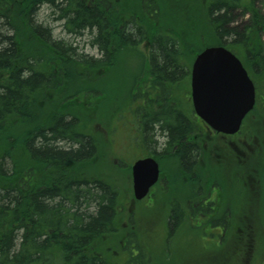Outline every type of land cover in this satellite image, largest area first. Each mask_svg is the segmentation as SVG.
I'll return each mask as SVG.
<instances>
[{"label": "trees", "instance_id": "obj_1", "mask_svg": "<svg viewBox=\"0 0 264 264\" xmlns=\"http://www.w3.org/2000/svg\"><path fill=\"white\" fill-rule=\"evenodd\" d=\"M181 1L190 26L167 24V0H0V264H113L103 244L121 230L122 191L92 176L99 139L88 111L100 110L104 93L83 80L91 76L100 83L126 51L140 56L139 77L157 92L152 102L171 110L155 114L146 135L164 138L193 175L194 147L186 142L192 127L174 110L172 86L184 82L208 46H224L238 56L261 51L254 36L264 22L256 0ZM44 5L53 8L66 35L88 33L100 56L55 38L38 20ZM238 10L252 16L250 25L235 26ZM135 85L131 98L112 112L115 127L124 124L126 113L134 119ZM118 111L125 116L120 119ZM97 115V121L104 119ZM181 218L172 213V229ZM217 224L228 227L224 218ZM134 236L127 240L132 247L125 244V264H144L145 246ZM134 246L137 255L130 251Z\"/></svg>", "mask_w": 264, "mask_h": 264}, {"label": "rangeland", "instance_id": "obj_2", "mask_svg": "<svg viewBox=\"0 0 264 264\" xmlns=\"http://www.w3.org/2000/svg\"><path fill=\"white\" fill-rule=\"evenodd\" d=\"M167 3L169 7V11L166 12L167 24L190 26V20L184 18L189 16V13L183 9L182 1L167 0ZM255 9L261 16V21L264 22V0H256ZM234 15H236L235 26L251 24L252 16L247 12L244 14L243 10H238ZM56 18L57 14L54 13L53 8L47 5L40 8L39 22L51 29L55 38L74 43V46L77 45L85 54L94 57L100 56L98 50L90 45L88 33L77 38L66 35L62 26L63 22ZM0 32L5 33V28L1 25ZM254 40L260 43V50L264 52V25L260 27L259 34L254 36ZM142 49L144 52L147 51L146 44L142 45ZM245 62L247 61L245 60ZM142 72L143 65L140 56L134 52L126 51L119 55L113 68L102 77L100 83L92 79L91 76L83 80L88 86L99 84L104 93L101 108L95 111V116L92 110L88 111L89 117L96 119L92 125L96 124L94 134L99 139L97 164L94 166L92 176L104 178V180L121 188L122 191V205L118 222L121 230L115 237L106 238L103 244L104 253L108 256V260L113 264L128 262L129 252L126 250L125 244L128 245L127 240L133 234L140 244L145 246L144 264H187L195 259L197 263L231 264L227 260H232L230 256L233 249L232 242L239 230L249 229L252 236L249 238L248 246H244V249L246 251L250 249L252 254L248 264H264V204L260 202L262 200L260 196L255 197L249 193L250 186L259 181L256 180L262 174L263 168L260 165L258 168L261 171L257 173L242 163L234 161L233 165H229L228 162H222L220 155L225 150L219 149L216 139H212L214 145L204 148L197 171L200 174L203 197L214 201L218 211L217 215H212L210 219L198 216L187 220L183 225L185 228L181 232L169 234L166 241L165 222L168 221L169 204L174 199L180 203L189 197H192V203L198 202V199L196 196H189L191 189L188 186L185 187L182 181L171 178V171L166 170L165 166L162 171L165 179L157 185L153 200L135 201L132 190L131 167L136 160L142 158L146 146L142 149L136 146L135 121L131 113L129 112L128 115L126 113V117H124L125 113L118 111L115 115L120 119L123 116L125 121L124 124L120 123L115 127L112 112L116 107H120L121 101L123 104L127 97L131 98L130 90L133 83L136 85L138 83L135 87H139L142 79L144 83L148 82L147 87H149V79L139 77ZM185 85L187 86V84H182L174 88L176 97L181 101L178 102V106L185 103L183 98ZM78 87L79 85H77ZM74 90L76 89L69 92ZM130 103L132 102L130 101ZM140 103L143 105L141 99ZM188 103L186 102L184 107H187ZM98 112L104 115V119L100 122L97 121L101 119L99 118L100 115H97ZM206 137L207 135H204L202 141ZM221 218H224L225 224L229 222L228 229L223 230L222 226H218L217 223L211 227L210 224L213 221H219ZM192 224L196 225L192 227ZM130 239L132 240V238ZM210 242L215 244L209 246ZM220 243L223 244L220 245ZM128 246L132 247L133 245ZM204 246H208L212 250V254L215 255L213 257L218 256V258L213 259V261L205 260L209 252L205 250ZM130 251L134 255L132 248ZM218 261L222 262L219 263Z\"/></svg>", "mask_w": 264, "mask_h": 264}, {"label": "flooded vegetation", "instance_id": "obj_3", "mask_svg": "<svg viewBox=\"0 0 264 264\" xmlns=\"http://www.w3.org/2000/svg\"><path fill=\"white\" fill-rule=\"evenodd\" d=\"M243 59L245 58L247 62L244 60V66H246V70L252 82L254 83L256 90V104L254 110L248 113L243 122L241 129L238 133L234 135H225L221 133H217L213 131L195 112L193 107V100L191 94V79L188 76L183 83L173 85V101L172 105L176 108L175 111L181 113L191 125L190 135L186 137V142L191 144L194 147V155L192 158L195 160V164L191 169L193 175H190L188 172H185L181 166L180 158L176 154V150H170L169 146H166V140L164 138L161 140L155 137L154 132L146 135V125L151 122L153 116L155 114L164 115L167 111H171L169 107H166L164 104H154L152 101L156 99L157 92L151 91L153 88L151 85L148 86V82L144 83V80L141 79V83L139 87H136L134 90V121H135V141L136 146L140 149L145 148L144 155H142L141 159L153 158L155 159L160 167V173L162 174L163 167L165 166L166 170L171 171V178L175 180L182 181L185 187H189L191 189V194L189 196H193L198 199V202L192 203L191 198H186L183 203L176 201L175 199L172 203L169 204L167 217L168 221L165 222V240L167 241V237L169 234L175 232H181L183 225L187 220L191 218H196L198 216L211 218L212 215H217L218 211L215 207V203L212 200L204 198L203 191L201 188V179L200 174L197 171V167L200 165V160L202 158L204 148H207L209 145H214L212 139L218 140V147L220 150H225V152L221 153L220 158L221 161L229 165H233L234 161L237 163H242L248 165V168H251L255 172L259 173L261 169L258 167L261 165L264 170V52H253V53H242ZM240 56V57H242ZM255 58H258V61H253ZM255 64L259 65L258 68L255 67ZM190 80V83H189ZM188 82V83H187ZM150 83V80H149ZM151 84V83H150ZM185 85V91L183 92V98L185 99V103L183 105H177L178 102H181L178 97H176V93L174 92V88L177 86ZM138 85V83H137ZM162 94H160L161 96ZM140 99L143 101V105L140 103ZM188 103V106L184 107ZM207 135L206 139L202 141V137ZM166 143V144H165ZM142 144V145H140ZM140 160V159H138ZM136 160L135 162H137ZM262 170V174L258 177L256 181H258L255 185L250 186L249 193L253 196H260L262 202L264 204V171ZM184 175L181 180L180 176ZM177 176V177H176ZM165 177L161 176V181H163ZM159 181L150 191L148 197L150 201L153 200L154 191L159 183ZM168 181V180H166ZM145 199V200H146ZM253 200V199H252ZM256 200V199H254ZM258 201V200H256ZM181 213V220L179 221L178 227L171 228L170 220L173 212ZM205 212V213H204ZM251 213V212H250ZM253 213V212H252ZM254 215V213H253ZM264 219V215H263ZM196 224H192L194 227ZM226 230V229H225ZM245 232V233H244ZM252 233V232H251ZM249 229L245 231L239 230L238 235L235 237L232 242V251L230 256L232 260L231 264H248L251 259V250L246 251L244 246H248L250 242L249 238L252 236ZM195 235V234H194ZM136 242L140 244L137 237L134 236ZM215 244L213 242L209 243ZM223 243H220L222 245ZM135 245V244H134ZM138 245V244H136ZM137 246H134L132 250H134V255H137ZM205 250L209 252L205 257V260L217 259L214 254H212V250L207 246H204ZM164 249V247H163ZM228 253V252H227ZM130 258V256H129ZM204 260V261H205ZM150 262V260H149ZM221 263L222 261H218ZM187 264H218V263H197L196 259L191 263Z\"/></svg>", "mask_w": 264, "mask_h": 264}, {"label": "water", "instance_id": "obj_4", "mask_svg": "<svg viewBox=\"0 0 264 264\" xmlns=\"http://www.w3.org/2000/svg\"><path fill=\"white\" fill-rule=\"evenodd\" d=\"M194 110L213 130L233 135L256 102L255 86L239 58L224 46H211L196 57L191 71ZM158 163L147 158L132 166L133 193L140 201L158 182Z\"/></svg>", "mask_w": 264, "mask_h": 264}]
</instances>
